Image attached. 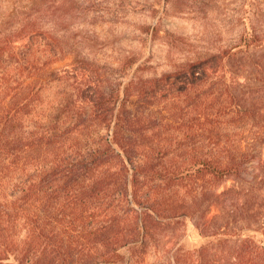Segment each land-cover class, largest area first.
Wrapping results in <instances>:
<instances>
[{"label": "trees", "instance_id": "16d2710c", "mask_svg": "<svg viewBox=\"0 0 264 264\" xmlns=\"http://www.w3.org/2000/svg\"><path fill=\"white\" fill-rule=\"evenodd\" d=\"M84 2L0 36V264H206L214 242L264 264V111L229 55L103 65L72 34Z\"/></svg>", "mask_w": 264, "mask_h": 264}, {"label": "rangeland", "instance_id": "374dc122", "mask_svg": "<svg viewBox=\"0 0 264 264\" xmlns=\"http://www.w3.org/2000/svg\"><path fill=\"white\" fill-rule=\"evenodd\" d=\"M84 1L72 34L78 40L85 37L91 59L117 67L134 53L149 60L152 75H162L200 57L228 54L230 76L242 84L241 99L264 111V0ZM37 2L0 0V36L18 28L20 15ZM74 59L59 61L54 68L68 69ZM263 166L264 161L256 172L251 169L247 179L252 180ZM233 184L229 180L221 191ZM195 238L199 242L196 234ZM213 245L206 264L226 262L229 247Z\"/></svg>", "mask_w": 264, "mask_h": 264}]
</instances>
